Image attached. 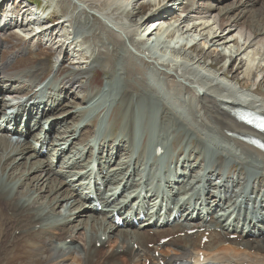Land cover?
<instances>
[{"label": "bare ground", "instance_id": "bare-ground-1", "mask_svg": "<svg viewBox=\"0 0 264 264\" xmlns=\"http://www.w3.org/2000/svg\"><path fill=\"white\" fill-rule=\"evenodd\" d=\"M5 1L3 0L2 3ZM258 1H261L260 6H253L245 13L244 9H240L250 2L257 4ZM58 2L61 4L62 17L66 18L75 8L80 7L87 17L97 16L100 21L93 23L99 26L91 34L79 39L76 28H79L82 21L78 17L59 22H54L52 19L46 21V24H49L43 27L40 26L43 24L41 17L36 16L38 12L36 14L28 12L30 7L26 4L23 5L21 12L16 11L15 14L4 15V25L0 27V35L7 26L13 23L16 24L15 29L18 28L16 31L25 32L26 34H23L31 38L35 35L39 37L40 34L45 36L49 48L56 45L68 48L72 47L73 43L75 46L73 49H76L78 45L75 42H81L83 45L78 48V53L90 49L85 44L91 38L97 39L99 44L94 43L93 45L89 57L92 55L94 57L89 67L97 63L101 64L102 74L108 80L106 88L94 94H83L80 99L81 103L71 100L72 109L67 110L68 105L63 103L66 95L62 94L76 93V80L84 77V73L89 70L88 66H81L77 60L79 57L72 54L76 62L73 68L65 70L60 63L55 75L53 74L54 76H50L51 78L45 81L43 78L45 74L53 70L48 56L39 58L38 64L31 63L30 66L28 63L23 67V61L31 53L18 58H12L10 54L5 55L6 53L2 50L6 46L5 40L0 36V112L3 111L4 120L10 121V126H12L9 128L8 124L0 123V133L3 134L0 136V218H3V221L0 220V230L1 237L7 238L3 247L8 250L9 246L12 247L22 242L23 244L28 243L34 256L39 258V263L35 262V264H146V259H150L149 264H173L176 260L191 257L198 259L199 252H203L205 260L217 261L221 264H264V189H258L259 185H264V151L243 138V136L257 133L235 117L236 110L246 107L245 98L231 96L232 92L246 95L249 100L253 99L255 108L264 111V89L262 88V80L264 81V0H237L223 6V9L219 10L223 14L219 16L215 14L213 5L200 4L203 6H198L195 2L198 3L200 0H58ZM176 7H178V12H175ZM143 8H147L150 14L143 12ZM238 9L240 12L229 16L230 12ZM182 13L183 17L180 15ZM190 13L196 14V18L200 17L203 20L192 21V27L182 31L183 33H191L194 30L193 32L198 31L201 34L203 29L208 28L210 18V21H213L217 27L214 31H220V34L214 37L215 39L210 40L213 42L212 45L222 43L227 47L230 41L238 43L237 39L228 41L227 36V41L224 39L222 33L232 29L243 38V44L238 43L237 49L230 48V53L226 54L222 51L223 48H211L207 33L201 39L203 42L199 44L182 40V43H177L178 46L169 44L162 46L161 52L165 57L169 54L170 58L159 60L148 52L149 49H143L140 41L136 42L135 34L141 25L148 21H165L168 20V15L176 17L179 14L178 19H174V23L177 21L179 25H188L193 15ZM246 13H249L247 17ZM29 14H32L30 18ZM16 16L20 17V22L29 19L28 25H39V32H30L26 25L20 22L18 24L19 20ZM244 16L246 19L241 20ZM154 17L157 18L153 20ZM206 18L208 21L204 20ZM164 21L160 23L161 26ZM61 22L62 24L69 22L71 27L76 29L77 34L71 36L72 38L69 36L66 40L64 37L73 34L74 31L69 34L63 33L61 40L59 31L54 33ZM94 24L89 26L91 30L95 27ZM160 25L158 32L161 30ZM177 35L174 36L177 37ZM104 36L106 42L103 41ZM174 36L171 38L173 39ZM69 38L72 43L66 44ZM177 39L179 40L178 37ZM205 46H208L207 49ZM251 47L252 52L246 53V50ZM97 48L98 51H96ZM68 53L65 52L64 59ZM242 53L247 56L246 63L249 62L246 68L240 70L246 65L242 60L236 67L234 65L230 68L236 57ZM60 54L59 51L57 56L59 59ZM119 59L121 66L117 67L116 61ZM139 59L143 64L149 65L143 67L137 61ZM229 59L232 63L227 65ZM224 60L226 62L220 65V62ZM60 61L63 62L62 59ZM14 67L21 69L17 72L18 74L10 73ZM63 71L68 73L64 78L61 77ZM259 71L263 77L259 83H254V75ZM59 72L60 77H56ZM150 72L155 78L150 75ZM239 72L243 73L242 77L237 74ZM117 74L121 83H113ZM162 75L168 80L166 96L161 95L157 90V85L149 84L151 80H156L160 84L159 77ZM55 78H57L56 81ZM42 81L43 84H38ZM96 96H100V102L97 101L98 99L95 100ZM167 96L170 99H167ZM11 97L12 99H9ZM23 97L26 99L23 100ZM15 98L19 100L11 102ZM173 103L180 105L181 109L177 110ZM194 104L197 107L193 108ZM58 107L61 109H57ZM16 108L18 111L15 114L13 111L8 113V110ZM100 108H104L102 112L107 113L112 120V125L106 126V131L111 132L112 135L108 139H104L100 132L96 133L92 129L91 132L90 129L86 130L94 126L95 120L84 117V114L86 112L94 114ZM188 113L191 118L200 121H198L199 125L188 119L190 117L187 116ZM25 119L32 121V124H24V127L20 120ZM61 122L67 125L60 128L61 134L57 135L58 132H56L54 140L63 139V142H51L55 145L54 147L50 143V147L46 146L45 142L51 136L52 129L57 130L61 127L59 125ZM191 122L194 125L192 127L189 126ZM179 123L188 126L185 128L187 133L192 131V135L196 137L192 153L185 154L181 163L180 158L176 160L174 156L170 157L167 163L170 164L169 169L164 171L163 177L160 175L161 172L157 174L158 182L155 184L154 181L148 180L145 174V167L158 168V157L165 152L162 142L165 134L162 136L155 134L170 131L172 136L170 138L175 146L182 141V132L177 129ZM198 126L202 131L197 129ZM34 128L40 129L43 133L34 132ZM68 130L71 132L69 135H67ZM205 130L217 135L208 137L209 134H203ZM80 131L82 132L81 147L74 143L71 153L67 154V143L69 142L67 137L70 136L73 139L80 134ZM141 132H143V136L141 135L143 145L138 146L137 137ZM145 133L155 136L149 140L150 137L147 139ZM18 135L20 137L32 135L33 140L26 138L20 140ZM203 135L209 139H216L209 142L207 141L209 139L204 138ZM217 138L223 140L221 142L228 147L220 146L222 144ZM37 141H41L40 147ZM108 146L110 147L109 153H102V149ZM44 148L47 149L45 155ZM233 148L239 150L238 154L235 150H231ZM86 149L89 158L82 168L88 169L86 173L89 172V176L84 179L82 177L86 173L74 169V163L84 156ZM228 150L233 152L237 160L243 159L244 153L252 152L245 161L229 163L231 172L235 171L233 176L230 172L221 175V165L226 163L224 152ZM182 151L183 147L180 146L177 152ZM212 151L217 159L212 158L214 154L211 153ZM118 156H120L119 160L112 166ZM255 156H259L262 162L255 161ZM152 158L155 160L152 161ZM33 159L36 160L32 161ZM55 159L60 163V168L57 170L54 169ZM216 160L219 165L217 171L213 170ZM96 161L101 162V165L96 167ZM205 161H210L211 165L205 166ZM236 162L241 165L238 170L234 169ZM179 163L181 168L177 167ZM244 165L254 167V171L261 170V173H256L255 180L252 182L254 189L251 191L246 189V183L249 180L244 174ZM21 167L23 169H20ZM199 168L203 170L198 171ZM134 170L137 171L135 184L132 183ZM95 171L97 173L93 175ZM34 172L38 174L30 177ZM101 173L105 174L101 175ZM128 173L129 178H127ZM68 176L71 177L66 178ZM165 181L168 187H163ZM122 182L123 188L132 187V184L133 187L128 190L129 194H122L119 197L117 189ZM93 185L97 191L96 200L99 199L105 206L101 209L102 219L96 214L98 209L95 200L91 197ZM23 186H25L24 189H22ZM211 187L212 190H210ZM84 188L88 190L84 191ZM47 189L50 190V195H55L53 198L49 199V195L41 196L42 192ZM82 191L83 195L69 202V199H73ZM164 191L166 194L159 200L160 205L164 204L169 207L172 204L170 213L182 212V217L178 218L181 221H177L168 229L151 228L147 216L157 207L158 195ZM226 192L230 193L227 199H225ZM192 197H195L193 203L190 201ZM41 198L44 199L39 201ZM241 198L242 202H249L250 205L251 201L254 203V210H257L256 214L259 217L256 222L248 216L250 208L245 209L242 204L239 205L238 200ZM62 201L66 203L61 205ZM140 202L147 203V206H143ZM128 203L130 204L129 210L122 212ZM136 204H139L137 208L139 212L147 207L149 209L144 215L145 218L136 213V219H142L139 227L143 226V228L140 230L121 229L114 221L115 213L124 218L126 228L131 227L132 220L126 218ZM198 205L202 206L200 213L197 209ZM232 205L239 206V211L246 214V222L237 225L234 231L232 230L235 222L234 218H231L232 211L230 210ZM59 206H62L63 211H57ZM75 210H78V213L73 216ZM85 211L88 214H85ZM198 213L200 219L199 222H195L194 214L198 216ZM56 214L60 218L52 219ZM85 216L88 217L77 220L78 224L69 225L76 217ZM9 223H12L11 227ZM194 228L197 229L195 232H188ZM116 229L121 230L114 234ZM207 232L209 240L202 244V239ZM233 233H238L236 238L231 237ZM19 234H21L20 237ZM43 234L50 236L53 245L65 242L68 237L73 242L76 238H81L85 249L77 245L69 249L62 246L46 250L39 242L32 241L34 237L42 241L48 239L39 237ZM166 236L170 238L161 243V239ZM98 242H101L103 246L109 245L110 249L97 248ZM148 242H153L151 248L148 247ZM135 243L139 244L137 249H135ZM157 251L159 255L156 256ZM7 253L4 251V255ZM96 253H101L103 257H97ZM4 255L0 254V264L6 260ZM106 257L108 260L104 259Z\"/></svg>", "mask_w": 264, "mask_h": 264}, {"label": "rangeland", "instance_id": "rangeland-1", "mask_svg": "<svg viewBox=\"0 0 264 264\" xmlns=\"http://www.w3.org/2000/svg\"><path fill=\"white\" fill-rule=\"evenodd\" d=\"M24 1V3L25 4H27V6L28 7H30V11H28V12H35V14H36V12H38V14H36V16H40L41 18V20L43 21V24H40V26H43V27H45L46 25H48L49 23H47L46 24V21L48 22V21H50V20H54V22L55 21H64V19H73L75 16L76 17H78L82 22L80 23V26H79V28H76L77 29V33L79 34V39L81 38H83V36H87V35H89V34H91L99 25H96V24H94L93 22H99L100 20L99 19H97L98 17L97 16H94L93 18L91 17V16H89V17H87L86 16V14L85 13H83V11H82V9L80 8V7H77V8H75L71 13H69V15H67V17L66 18H64V17H62V13L60 12V9H61V4H60V2H58V0H29V1H27L26 2V0H6L1 6H0V16H1V14L2 13H4V12H9V13H12V14H15L16 13V11H18V12H21L20 10H22L23 8H22V6L20 5V2H23ZM237 0H224V1H220V0H200V2H195L196 4H198V6L200 5V4H203V5H205V4H210V5H213V7L215 8V14L217 15V16H219V14H223L222 12H219V10H221V9H223V6H225L226 4H231L232 2H236ZM243 1H246V0H243ZM35 2H38L39 3V8H35L34 7V5H33V3H35ZM140 3H142V2H140ZM260 3H261V1H258V3L256 4V3H253V2H250V3H248L245 7H242V8H240V9H244V13L245 12H247V11H249V10H251L252 8H253V6H260ZM19 5H20V7H19ZM45 5V6H44ZM203 5H200V6H203ZM20 8V9H19ZM18 9V10H17ZM182 9V8H181ZM240 9H238V10H234V11H232V12H230L229 13V16L231 17V16H234V14L235 13H237V12H240ZM147 8H143V12H147ZM175 12H178V7H176V10H175ZM150 14V12H147V14ZM34 14V15H35ZM146 14V15H147ZM190 14H193L191 17H190V19H189V24L187 25V24H183V25H179L176 29V31H177V37L179 38V40L177 39V37L176 36H174V38L171 40L170 38H168V36H167V34H168V31H170L172 28H173V25H174V27L177 25V21L174 23V21L175 20H177L178 19V15H176V17H174L173 15H166L167 16V18H168V20L166 19L165 21L164 20H161V23L164 21V24H162L163 26H161L160 25V28H161V30L159 31V32H157V30H155L156 32H154L153 34H151V36H148L147 38L151 41V40H153V38L154 37H158L159 36V38L157 39V41L155 42V49L157 50V52L159 53V55L160 54H163L162 52H161V47L162 46H165V45H167V44H169L170 46H178V44H180V43H182L184 40H187V41H191L192 43L193 42H195V43H197V44H199V43H202L203 41L201 40L202 38H204L205 37V35L208 33V37H209V39H208V42H209V45H212V41H210L211 39L213 40V39H215L214 37H216V35H218V34H220V31L218 30L217 32H215L216 30H217V27L215 26L216 24L215 23H213V21H210V18L208 19V18H206V19H204V20H209V26H208V28L206 29H203V31L201 32V34L203 33L204 35H201V34H199L198 33V31H196V32H188V33H183L182 31H185L187 28H189L190 26H191V24L194 22V20H198V21H200V20H203V19H201L200 17H195L196 16V14H194V13H190ZM243 14V13H242ZM241 14V15H242ZM249 15V13H246V17ZM32 16V14H29V18ZM198 16V15H197ZM245 16H244V18H241V20H244V19H246L245 18ZM16 18L19 20H17L18 21V24H19V22H20V17H18V16H16ZM96 18V19H95ZM153 19H155V18H153ZM172 19V20H171ZM175 19V20H174ZM187 19V18H186ZM207 20V21H208ZM193 21V22H192ZM192 22V23H191ZM28 23H29V19L27 20V28H29V30H30V32H37L38 30H40V27H39V25H35V24H29L28 25ZM92 24H94V28L91 30V28L89 27L90 25H92ZM173 24V25H172ZM2 25H3V21L0 19V27L2 28ZM15 25L16 24H13L12 23V25H9V26H7L4 30H3V33L0 35L1 36V38L3 39V40H5V47L2 49L3 50V52H5L6 54L5 55H7V54H10V57H12V58H18V57H23V56H25V54L27 55L28 53H31V55L30 56H28L27 58H25V60L23 61V67H25V65H27L28 63H29V65L31 66V63H39V58H41V57H46V56H48V58H49V60H50V66H51V68L53 67V70L51 71V72H49V73H46L45 74V76L43 77L44 78V80H49V78H51L52 76H54L55 75V72H56V68L58 67V65L60 64V63H62L61 64V66L63 67V68H65V70L67 69V68H73V64H75L76 62H75V59L73 58V55H77L79 58L77 59L79 62H80V65L81 66H83L84 65V67L85 66H88L87 68L89 69L86 73H84V77H82V78H79V79H77L76 81H77V84L75 85V89H77L76 90V93L75 94H71V93H69V94H62V95H66L65 97V99L63 100V103L64 104H66V105H68L66 108H67V110L69 109H72L71 108V106H72V104H73V102H71V100H73V101H77V102H80L81 103V98L83 97V94H89V93H96V92H98V91H100L102 88H106V83H107V80H108V78L106 77V76H103V72H102V67H101V64H99V63H97V64H94V65H92L91 67H89V63L91 62V60H92V58L94 57V55H92L91 57H89V56H87V54L89 53V50H90V52H91V50H92V48H93V45H94V43H98V41H97V39H94V38H91V40L87 43V44H85V46L86 47H90V49L88 48L87 50L88 51H85V52H81V53H78L79 51H77L78 50V48L79 47H81L83 44L80 42V43H78V42H75V43H77V45H78V48H74L73 49V47H75L74 45L72 46V47H60V46H58V45H56L55 47H51V48H49L48 47V42L46 43V40H44L43 38L45 37H43L41 34H40V36L38 37V36H34L33 38H27V37H25V36H23V35H21L19 32H17L16 30H18V28H16L15 29ZM59 25V24H58ZM38 26V27H37ZM51 26H53L52 24H51ZM43 27H41V28H43ZM71 28V29H70ZM76 29L74 28V27H71V25H70V23L69 22H64L63 24H62V22H61V24L56 28V30L54 31V33L56 32V33H58V31H59V38H61V40L63 39V36H61L63 33H70L71 31H74V33L76 32ZM182 29V30H181ZM216 29V30H215ZM168 30V31H167ZM215 30V31H214ZM22 31V30H21ZM23 32V31H22ZM39 32V31H38ZM87 32V33H86ZM165 32H167V33H165ZM23 33H25V32H23ZM26 34V33H25ZM135 34V33H134ZM191 35V37H189L190 35ZM222 34H224V39H226V36H227V38H228V41H230V39H237V41H238V43H239V45H241V44H243V38H241L240 37V35H238L237 33H236V30H234V29H232V30H230V31H226V32H223ZM136 35V34H135ZM187 35V36H186ZM20 36V37H19ZM71 37V36H73V34L71 33V35H68V36H66V37H64V38H66V40H67V38L68 37ZM183 36V37H182ZM237 36V37H236ZM53 37H55V35H53ZM239 37V38H238ZM72 38V37H71ZM71 38H69V39H71ZM217 38H219V37H217ZM69 39H68V41H69ZM136 42H139L140 41V43L142 44L143 43V41L145 40V39H140L139 38V35L137 34L136 35ZM140 39V40H139ZM223 39V40H224ZM73 40V39H72ZM105 40V42H106V38H105V36L103 37V41ZM183 40V41H182ZM182 41V42H181ZM226 41H227V39H226ZM176 42V43H175ZM178 43V44H177ZM220 43V42H219ZM238 43L237 42H232V41H230L229 42V44L227 45V47H225L226 46V44H220V45H212V47L211 48H216V47H219V48H223L222 49V51H224L226 54L228 53H230V51H229V49L231 48V49H233V50H235V49H237L238 48ZM99 44V43H98ZM208 45V46H209ZM208 46H205V49H207V47ZM58 47V48H57ZM72 48V49H71ZM98 48H100L99 46H98ZM98 48L96 49V51H98ZM210 48V49H211ZM54 49V50H53ZM68 49V50H67ZM143 49H145V48H143ZM60 51V59L57 57L58 56V52ZM247 52L246 53H248V51L249 52H252V47L251 48H248L247 50H246ZM65 52H69L68 53V56H66V58L64 59L63 58V56H64V54H65ZM151 55H153V56H156L155 54H154V52H151L150 50L148 51ZM76 53V54H75ZM78 53V54H77ZM243 53H245V52H243ZM240 54V55H238L237 57H236V59H235V61H234V63H233V65L230 67V68H233L234 67V65H235V67H236V65H238L239 64V62L242 60V62L243 63H246V58H247V56L246 55H244V54ZM73 54V55H72ZM168 54V53H167ZM84 55H86L85 56V58H82V56H84ZM248 55V54H247ZM34 58H33V57ZM157 57V56H156ZM169 57V54H168V56H164L163 55V57H161V58H159V57H157L159 60L160 59H163V60H166L167 58ZM257 57V56H256ZM136 58V57H135ZM62 59V61L63 62H61L60 60ZM228 59V58H227ZM88 60V61H87ZM83 61V62H82ZM119 61H121L120 59L119 60H117L116 61V66L117 67H120L121 65H120V62ZM141 65H143V67L144 66H146L147 67V65H149V64H143L141 61H140V59L139 60H137ZM82 62V63H81ZM87 62V63H86ZM119 62V63H118ZM147 62V61H146ZM226 62L225 60L224 61H222V62H220V65H223L224 63ZM148 63V62H147ZM222 63V64H221ZM230 63H232V62H230ZM248 61H247V63H246V65L243 67V68H241L240 70H244L245 68H246V66L248 65ZM120 65V66H119ZM263 65H264V62H263ZM250 67H252V65L250 66ZM101 69V70H100ZM20 70L21 69H19V67H14V70H11L10 71V73H12V74H15V73H17V72H20ZM53 72V73H52ZM259 73H260V75H259ZM18 74V73H17ZM54 74V75H53ZM238 75H239V77H242L243 76V73L242 72H239V73H237ZM68 75V73L67 72H65V71H63V74H61V77L62 78H64L65 76H67ZM86 75V76H85ZM149 75V74H148ZM150 75L153 77V78H155L153 75H152V73L150 72ZM160 75V74H159ZM256 75V76H255ZM254 75V83H259V81L262 79V77H263V75L261 74V72L259 71L258 73H256ZM51 76V77H50ZM258 76V77H257ZM56 77H60V72L56 75ZM161 77V78H160ZM159 77V79H160V84H159V82L158 81H156V80H149L150 82H149V84H151V85H157L158 86V88H157V90L160 92V93H162L163 95H166L167 94V91H168V89H167V79L165 78V76L164 75H162V76H160ZM162 78H165V79H162ZM56 79L57 78H55V81H56ZM114 79H115V81L113 82V83H121V79H120V77L118 76V74L114 77ZM166 81V83H165V81ZM91 81V82H90ZM92 81H93V83H92ZM154 82V83H153ZM113 83H111V84H113ZM38 84H43V81L42 82H38ZM80 84V85H79ZM110 84V83H109ZM262 84H263V89H264V81L262 80ZM78 85H79V87H78ZM96 85V86H95ZM118 86H120V85H118ZM76 87H78V88H76ZM23 99H26V97H23ZM98 99V100H97ZM100 96L98 97V96H96V99L95 100H97V101H99L100 102ZM167 99H170L168 96H167ZM183 99V98H182ZM62 103V104H63ZM174 105H177L176 103H173ZM196 104V103H195ZM193 105V108H195V107H197L196 105ZM189 105V104H188ZM175 107V106H174ZM57 109H61L60 107H58ZM57 109L56 110H54L55 112L57 111ZM101 109V110H100ZM99 110H96V112L95 113H98V114H103L102 115V118H101V121H99V123H98V114H96V115H94V114H90L89 112H86L85 114H84V117H86V118H93V120H95V124H94V126H92V127H90V128H86V130L88 129H90V132H91V129L92 130H95V129H93V127L95 128L96 127V125H97V123H98V125H99V130L96 132V133H98V132H100L101 133V135L104 137V139H108V138H110L112 135H111V132H107L106 131V126H111L112 125V120L110 119V116L107 114V113H103L102 112V110L104 109V108H100ZM176 110V109H175ZM177 110H178V108H177ZM188 110H189V106H188ZM180 112V111H179ZM190 113H188L187 114V116L189 117L190 115H189ZM73 115V114H72ZM76 116L78 115V114H75ZM188 119H190L191 121H193L194 123H197V125H199V120H197V119H195V118H191V116L188 118ZM192 119H194V120H192ZM199 121V122H198ZM105 124H107V125H105ZM155 124H157V123H155ZM192 124V125H191ZM59 125H61V127H59L57 130H56V132H58L57 133V135L60 133L61 134V131H60V128H62V126H66L67 124H65V122H61ZM182 126V127H181ZM189 126H194L193 125V123L191 122L190 124H189ZM188 128V126H183V125H181L180 123L177 125V129L178 130H180L181 132H182V134H181V139H182V141L180 142L179 141V143H177V144H175V146L173 145V143H172V141H171V138H172V136H171V134H170V131L168 132V131H161V132H158L157 134H155V135H157V136H162L163 134H165V136H164V140L167 142L166 143V145H167V150H168V152L169 153H171L170 154V157L172 158L173 156L176 158V160H177V158H180V163L182 162L181 160H183V156L185 155V154H191L192 153V150H193V142H195V139H196V137H194V134L192 135V131L191 132H189V134L187 133V129H185V128ZM199 127V126H198ZM55 128V127H54ZM157 128V127H156ZM158 129V128H157ZM197 129H200L201 130V128L199 127V128H197ZM63 130H64V128H63ZM159 130V129H158ZM60 131V132H59ZM96 131V130H95ZM202 131V130H201ZM204 133L203 134H209L208 135V137L209 136H213V137H215L216 135L214 134V133H212L211 134V132H209L208 130L206 131H203ZM69 133H71L69 130H68V133H67V135L69 134ZM53 134H54V137H53ZM55 131L54 132H52V137L51 138H49L48 139V141H47V143H46V146H48V147H50V144L49 143H51L52 142V139L53 138H55ZM1 135H3V134H1L0 133V136ZM143 136V132H141V133H139V135H138V137H137V141L139 142L138 143V146H141V145H143V143H142V136ZM155 135H148V134H146L145 133V136H147V139L149 138V140L151 139V137L153 138V136H155ZM94 136H96V135H94ZM106 136V137H105ZM206 135H203V137L204 138H206V139H209L207 136L205 137ZM171 137V138H170ZM193 137H194V139H193ZM184 138V139H183ZM191 138V139H190ZM30 139H31V137H30ZM72 139V138H71ZM216 138H214V140H215ZM218 139V138H217ZM73 140V142L70 144L71 146H73L74 145V143H77L76 145H79L80 147H81V143H82V140H81V138L79 137V138H73L72 139ZM191 140V141H190ZM210 140H213V139H209V140H207V141H209V142H211ZM213 140V141H214ZM219 140V143L220 144H222V145H220V146H225V147H228V146H226V145H224L225 143H222L221 141H223V140H220V139H218ZM188 141V142H187ZM55 142H62V141H59V140H55ZM189 142H190V144H189ZM224 142H225V140H224ZM92 144H94L93 142H92ZM180 146H182L183 147V151L181 152V153H179V152H177V151H179V147ZM163 149H164V153L161 155V156H159L158 157V159L160 160L161 158L163 159V157L167 154L166 153V149H165V147H164V145H163ZM178 149V150H177ZM231 150H235V153H237L238 154V152H239V150H237V149H231ZM85 151H87V149L85 150ZM110 150H109V148L107 149V148H105V150L103 151L104 153H107V152H109ZM175 151V152H174ZM67 152H69V151H67ZM246 152V151H245ZM139 153V152H138ZM166 153V154H165ZM211 153H214V151H212ZM242 153H244V152H242ZM252 152L250 151L249 153L248 152H246V154L244 153L243 154V159L241 158V159H239V160H241V161H245L248 157H249V155L251 154ZM29 154V153H28ZM224 154H225V160H226V163L225 164H222L221 166V175H223V174H227V173H231V176H233V174H234V172H231V169H230V164L229 163H231V162H233V161H239V160H237V158L234 156V154H233V152H231V151H225L224 152ZM210 155V154H209ZM230 155V156H229ZM245 155H246V157H245ZM233 156V157H232ZM229 159H227V158ZM235 157V158H234ZM258 157V158H257ZM255 156L254 157V160L255 161H260V162H262V159L259 157V156ZM89 157H88V155H85L84 154V156L82 157V158H80V159H78L75 163H74V167H76V169H78V168H82L84 165H85V162H86V160L88 159ZM212 158H216V156H215V153L212 155ZM119 159V157L117 158V160ZM217 159V158H216ZM36 159H33L32 161H35ZM56 160V166L54 167L55 169H58L59 168V165H60V163L59 162H57V159H55ZM152 161L153 160H155V159H151ZM169 158H168V160L166 161V165H167V169H165L164 171H167L168 169H169V167H170V164H167V163H169ZM175 160V161H176ZM58 161H59V159H58ZM218 160H216V162H215V164H214V166H213V170H215V171H217L218 170V168H219V165H218V162H217ZM21 162V161H20ZM176 163V162H175ZM175 163L173 164V165H175ZM179 163V165L177 166V167H179V168H181V164ZM169 165V166H168ZM204 165L206 166V165H211V162L210 161H205V163H204ZM240 164H238V162H236V165H234V169H236V170H238L239 168H240ZM239 167V168H238ZM244 167L245 168H243L244 170V174H245V176H246V178L249 180L248 181V183H246V188H247V191H248V189H249V187H250V190H253L254 189V187H253V184H252V182H254V180H255V176H256V173L258 174V173H261V170H257V171H254L253 170V168L254 167H252V166H246V165H244ZM249 167V168H248ZM247 168H248V171H247ZM251 168V169H250ZM20 169H23L22 167L20 168ZM158 168H154V169H151V168H149V167H145V174H146V176H147V179L148 180H152V181H154V183H155V179L157 178V174L158 173H155V170H157ZM201 170H203V168L202 169H198V171H201ZM229 170V171H228ZM254 171V172H253ZM260 171V172H259ZM253 173V174H252ZM38 173H36V172H34V173H32L31 175H30V177H33V176H35V175H37ZM252 176V177H251ZM216 176H214V178H215ZM217 180H220V178H217ZM157 182H158V178H157ZM157 184V183H156ZM252 187V188H251ZM25 188V186H23L22 187V189H24ZM211 189H213V188H211ZM258 189H264V185L262 184V185H259L258 186ZM48 190V189H47ZM45 191V192H42V197H44V195H49V199H51V198H53L55 195H50L51 193H50V190H48V191ZM44 198H41L39 201H42ZM75 200V197L73 198V201ZM70 202V201H69ZM66 203V201H62L61 202V205H64ZM69 205V204H68ZM57 211H63V208H62V206H59L58 208H57ZM78 213V210H75L74 211V213H73V216H76V214ZM85 214H88L87 213V211H85L84 212ZM58 215H59V213H58ZM57 214H56V217H52V219H57V216H58ZM88 216H85V217H76L75 218V220H74V222H72V223H70L69 225H73V224H78V222H77V220L79 219V218H87ZM0 220H2L3 221V218H0ZM10 224V226L9 227H11L12 226V223H9ZM8 227V228H9ZM13 229H15V227H13ZM121 229H116L115 231H114V234H117L119 231H120ZM80 231H82L81 229H80ZM8 233H11V231H8ZM20 235L21 234H19L18 236L20 237ZM39 237H41L42 239H44V238H48V239H45V241H42V240H39V238H33V240L32 241H34V242H39L40 244H42L44 247H45V249L46 250H49L50 248H52V247H58V248H61L62 247V245L61 244H59V245H53L52 243H51V241H50V236H46L45 234H43L42 236H39ZM79 239H81V238H79ZM7 240V238H3V237H1V230H0V254H2V255H4V251H7L8 253H7V255H4L5 257H6V260L3 262V263H1V264H35V262L36 263H39V261H38V259L39 258H37V256H34V252L32 251V249L29 247V245H28V243H24L23 244V242L21 243V244H17V245H14V246H9V248H8V250H6L5 249V247H3V244L5 243V241ZM83 241V240H82ZM84 242V241H83ZM77 243H80V248H82V249H84V247H82L83 246V244H82V242H80L79 240H76V244ZM47 244H49V245H47ZM66 245V246H65ZM73 245H75V243H71V241H70V239L68 238L66 241H65V244H63V247L64 248H66V247H68V246H73ZM64 248H62V249H64ZM110 249V248H109ZM96 256L97 257H103V255L101 254V253H96ZM105 260H108V258L106 257V258H104Z\"/></svg>", "mask_w": 264, "mask_h": 264}]
</instances>
